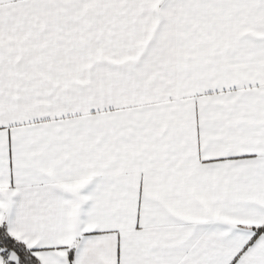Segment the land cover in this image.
Instances as JSON below:
<instances>
[{
	"label": "snow or ice",
	"instance_id": "6c2138e0",
	"mask_svg": "<svg viewBox=\"0 0 264 264\" xmlns=\"http://www.w3.org/2000/svg\"><path fill=\"white\" fill-rule=\"evenodd\" d=\"M0 264H264V0H0Z\"/></svg>",
	"mask_w": 264,
	"mask_h": 264
}]
</instances>
